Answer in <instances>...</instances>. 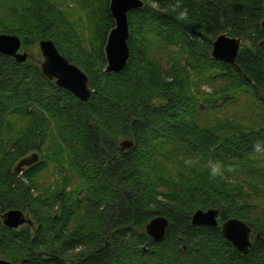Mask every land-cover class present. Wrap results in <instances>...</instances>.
I'll list each match as a JSON object with an SVG mask.
<instances>
[{"label":"trees","instance_id":"1","mask_svg":"<svg viewBox=\"0 0 264 264\" xmlns=\"http://www.w3.org/2000/svg\"><path fill=\"white\" fill-rule=\"evenodd\" d=\"M110 2L0 0V33L20 36L23 48L53 40L92 89L83 102L32 54L18 62L0 53V258L264 264V156L254 152L264 141V0H144L129 14L131 56L118 73L105 71ZM222 33L244 40L236 64L212 57ZM242 96L251 100L241 117L213 115ZM126 138L135 144L121 151ZM30 152L43 159L15 172ZM216 161L232 170L211 178ZM52 164L57 178L40 184ZM211 207L220 222L239 217L253 228L248 254L220 226L192 225L196 210ZM16 208L29 222L9 228L3 216ZM158 215L170 220L161 241L146 231Z\"/></svg>","mask_w":264,"mask_h":264},{"label":"water","instance_id":"2","mask_svg":"<svg viewBox=\"0 0 264 264\" xmlns=\"http://www.w3.org/2000/svg\"><path fill=\"white\" fill-rule=\"evenodd\" d=\"M144 0H111L110 10L115 19V26L110 30L105 46L107 73H118L125 69L131 56L129 47L130 24L129 14L135 9L144 7ZM264 27V20L262 22ZM241 37L220 34L213 43L212 57L224 62L236 64L242 43ZM40 49L45 57L41 64L43 74L56 84L72 91L83 102H87L92 89L89 86V77L78 65L70 62L58 49L51 39L39 42ZM0 53L15 58L18 62H25L30 54L22 50V39L12 33H0ZM132 139H123L119 142V149L126 151L133 148ZM41 160L39 152H32L22 157L14 167V171L22 173ZM221 210L211 207L196 210L191 223L194 226L221 227L223 236L229 240L241 255L248 254L253 246V228L239 217H230L220 222ZM29 222L26 213L21 209H9L3 216V223L9 228L17 229ZM170 220L165 215L153 217L146 225V231L156 241L166 237ZM259 235H256L258 237ZM0 264H14L0 258Z\"/></svg>","mask_w":264,"mask_h":264},{"label":"rangeland","instance_id":"3","mask_svg":"<svg viewBox=\"0 0 264 264\" xmlns=\"http://www.w3.org/2000/svg\"><path fill=\"white\" fill-rule=\"evenodd\" d=\"M79 26H82V23H80ZM80 28H88V26L85 25V26L80 27ZM89 35L91 36V34L88 32H87V34H85L86 37H88ZM22 50L28 51L29 54H32L35 58V61L37 63H39V65H41L45 59V57L43 56V53L40 49L39 42L35 45H32L30 48H23L22 47ZM205 87L207 89L206 91L212 92V90H213L212 87L211 88L208 86H205ZM250 100H251V97H247V98H246V96L239 97V100H237L235 102L227 103L226 107H223L221 109L216 110L215 112H213V115L215 117H220V118H224L225 116L226 117L229 116L231 118L241 117L242 115L240 116V111L245 110L244 107L246 106V104ZM41 159H43V157ZM16 164H17V162H15L13 167H15ZM58 174H59L58 169L55 167V165L52 164L50 167L47 168V170L42 172V174L40 176V184L46 185L49 182H53L57 178Z\"/></svg>","mask_w":264,"mask_h":264},{"label":"clouds","instance_id":"4","mask_svg":"<svg viewBox=\"0 0 264 264\" xmlns=\"http://www.w3.org/2000/svg\"><path fill=\"white\" fill-rule=\"evenodd\" d=\"M187 17V10H180L176 16L177 20H184ZM262 144H264V141H258L255 145H254V152L258 155V156H264V147H262ZM196 161L193 159H188L185 161L186 164L188 165H192L194 164ZM231 168H226V166L220 162V161H216L215 163H213L211 165V169H210V177L211 178H222L223 175L225 174V171H231Z\"/></svg>","mask_w":264,"mask_h":264}]
</instances>
